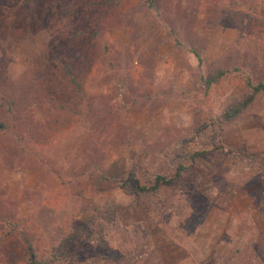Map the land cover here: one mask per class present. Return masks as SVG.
Returning a JSON list of instances; mask_svg holds the SVG:
<instances>
[{
  "label": "rangeland",
  "instance_id": "rangeland-1",
  "mask_svg": "<svg viewBox=\"0 0 264 264\" xmlns=\"http://www.w3.org/2000/svg\"><path fill=\"white\" fill-rule=\"evenodd\" d=\"M93 1L0 0V264H27L24 239L49 257L110 203L106 249L94 231L81 247L98 255L62 264H219L245 236L264 254V97L222 124L221 143L237 153L188 157L207 147L209 127L194 130L243 91L244 77L264 80V0H155L156 12L141 0L112 12ZM91 27L96 60L73 67L71 46ZM214 68L225 73L206 87L201 76ZM178 165L181 184L161 189L169 202L157 222L149 201L134 204L118 187Z\"/></svg>",
  "mask_w": 264,
  "mask_h": 264
},
{
  "label": "trees",
  "instance_id": "trees-1",
  "mask_svg": "<svg viewBox=\"0 0 264 264\" xmlns=\"http://www.w3.org/2000/svg\"><path fill=\"white\" fill-rule=\"evenodd\" d=\"M121 0H95L94 5H98L100 8H103L105 12H112L113 9L119 8ZM145 6L149 9H152L156 12L157 5L155 0H141ZM117 8V9H118ZM116 9V10H117ZM80 31L74 33V36ZM97 29L91 27L88 31V38L85 41H80L79 43L71 46L72 48V58L71 62L73 67L79 62V58L83 61V66L88 69L92 63L96 60V55L91 53L90 49L86 47V41L88 39L95 41L96 43L101 42V37L97 33ZM86 34V35H87ZM179 44L178 40L175 41ZM101 50H104V46H101ZM190 51L196 58L197 63L199 64L202 60L201 56L193 49L188 47ZM66 68V67H65ZM67 73L70 76L72 81V90L74 93L80 91V83L76 77V70L70 67H67ZM225 70L221 68H214L211 71H207L201 76V79L206 87L216 83L224 75ZM242 92L239 93L236 97L228 100L222 107L221 111L214 117L205 121L201 127L194 130L195 135L199 132V129H205L209 127L210 132L208 134L207 147L205 149L195 150L190 153L188 157L190 160H194L202 155H205L209 152L219 151L221 153H237L235 150L227 149L221 143L220 134L222 130V124L227 123L237 118L241 117L247 111L255 106L262 97H264V80H258L251 82L248 77H244ZM4 126V121H0V128ZM189 138H183L182 142L185 143ZM264 162V161H263ZM183 165H178L173 173L168 176L154 174L149 180L148 184L139 183L138 178L133 175H129L127 178L122 179L118 182V187L127 193L128 195H133V203L141 204L142 200L149 201L153 205V211L155 217L158 216L156 222L159 220L158 215V206L164 204V207H167L169 202V196L161 198L162 188L170 186L176 182L181 184L180 177L185 171ZM175 185V184H174ZM157 197V198H156ZM116 206L112 203L102 206L100 209H95V213L91 215V218L88 221L79 223L74 226L67 234L62 236L58 244L54 247L53 253L49 257L39 258L31 243L24 239V256L27 264H62L66 263H77L81 260V255L87 254L88 251L90 254L98 255L95 250V247H92L90 243H84V246L81 247V243L85 242L89 236L97 234V245L99 248L106 249L105 244V231L104 226L106 223L113 221L116 217L115 213ZM135 237L138 236L135 232L133 233ZM144 236V234L142 235ZM251 238V239H250ZM251 241V236H245L239 246L230 247L225 251V255L219 261V264H264V254L262 250L256 247L254 244L252 247H246V241ZM89 242V241H88ZM253 243V242H252ZM98 248V249H99Z\"/></svg>",
  "mask_w": 264,
  "mask_h": 264
}]
</instances>
